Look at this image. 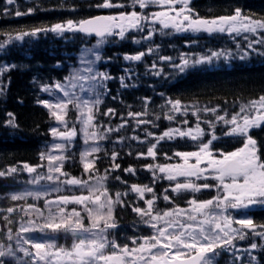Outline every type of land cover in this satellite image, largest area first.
<instances>
[{"label":"snow or ice","instance_id":"1","mask_svg":"<svg viewBox=\"0 0 264 264\" xmlns=\"http://www.w3.org/2000/svg\"><path fill=\"white\" fill-rule=\"evenodd\" d=\"M15 3L16 0H6V5ZM132 3L134 7L138 6L140 9L159 5L162 10L150 14H142L133 10L128 13L121 12L118 15L95 16L79 20L67 19L49 27H35L30 31L19 32L14 37H8V41H24L26 37L35 38L42 34L52 33L63 39L68 33H83L94 35L99 39L92 48L83 50L79 63L85 67H77L62 82H55L41 89L50 94L56 93L51 100H41L39 103L50 111L51 117L58 124L57 127L50 128V134L55 142L46 153L40 154V159L46 160V172L38 171L45 168L44 164L30 165L27 162L11 166L6 171H0V177H6L19 175L22 170L30 176L35 174L29 183L40 185L41 181H45L50 185V188H45L43 191H24L12 194L10 197L12 201L24 200L29 196L40 199L47 196L49 192H59L61 184L68 188L86 190L88 195H59L56 199H46L47 217H44V214L34 205H27L26 214L35 212L45 222L41 224L28 220L22 223L16 233L15 248L9 244L0 250V264H12L13 261H16V264H219V258L224 252H229L233 257L232 264H243V255H238L242 250L236 248L235 240H245L249 236L264 238V225L257 226L250 218L233 220L227 214L229 209L239 210L255 205L264 206V160L258 155L257 141L249 135L250 129L264 126V95H261L258 99L241 104L239 111L233 112L230 118L220 115L216 117L217 121H223L232 126L226 135L245 137L242 147L214 156L209 150L212 142L209 140L202 143L198 151L176 152L174 155L181 157L182 163L145 166L152 172L154 182L157 178V171L164 174L162 178L175 181L174 187L170 190L178 194L181 192L197 193L210 188L208 183L197 184L193 178L207 179L209 172L216 173L212 178L219 181L216 186L218 195L203 201H198L193 197L188 201L190 207L187 209L176 207L162 213L157 210L155 214L153 212L157 197L153 196L145 200L147 208L139 206L132 208L141 221L153 229V235L139 239L133 238L131 243L137 246L131 248L128 244L121 246L117 243L112 231L118 228L114 211L117 206H125L123 197L129 192H116L113 199L105 186V181L108 178V172L120 168V165L115 163L119 153L115 150L111 152L109 159L112 164L110 169L106 170V175L93 176L92 173L96 172L99 154L104 151L101 148V142L108 140L109 133L118 132L120 128L125 127L127 120L113 129L100 124L97 119V115L100 114L101 97L109 91L106 82L113 79L109 73L101 72L94 67L97 61L103 59L100 46L109 38L118 37L123 40L126 38V33L145 31V22L149 26L159 24L163 29L171 28L177 32L204 31L209 34L214 32L240 34L258 33L259 30H264V20L253 19L245 15L240 7H236L230 15L201 18L189 8V0H179V3L183 5L179 9L176 8L177 0H132ZM123 6L113 4L112 0H103L102 4L96 5V7L103 8ZM70 10L76 11L77 9L73 6ZM34 11V8H28L25 12L16 10L14 16L31 15ZM10 14H12L10 9L6 7L4 15ZM153 35L154 30L150 29L147 35L141 37L140 40L150 39ZM140 40L133 37L134 43H139ZM253 43L264 44V36H261L259 40L249 42V49L252 48ZM4 46L0 44V48ZM153 51L155 49L149 48L137 54L125 55L124 59L125 61H141L145 55ZM222 55H224L223 52H212L210 55L192 61L181 56V63L172 66L184 72L192 65L211 63L214 58ZM160 59L171 60V57H160ZM152 68L155 69L156 65L153 64ZM5 70H7L5 67H0V72ZM124 71L125 76L131 78L132 70L125 69ZM155 74L160 75L161 72L157 70ZM125 76L119 79L121 87L127 88L129 85L125 83ZM85 82L88 84L87 88L84 87ZM143 104V111L128 113V117L136 121L137 127L152 123L151 120L143 118L148 115L149 98H143ZM166 105L168 112L165 113V118L170 121L176 118L177 113L188 111L179 99L168 100ZM70 106L78 113L76 121L83 134V142L87 145L80 154L83 171L88 174L86 180L69 177L62 171V165L67 160L66 146L78 135L77 125L74 123L69 127L66 119ZM198 111L193 113L197 115V127L194 130L184 131L174 128L158 137L151 132H146L145 140L132 137L133 140H139L142 144L147 142V137H153L156 140V143L147 147L146 153L138 152L137 157L146 155L155 159L157 146L165 139L172 140L176 137L187 136L193 141L199 140L204 135V130L199 127ZM203 111L215 113L217 108H205ZM102 114L113 116L116 113L114 109H108ZM8 117L5 126L18 127L13 114L8 113ZM183 123L187 124L188 121L184 120ZM60 126L64 130H60ZM123 139L121 137L116 143L123 142ZM212 139L216 137L213 136ZM128 154L131 155V152ZM165 156H167L166 153ZM192 158L195 159V163H190ZM123 171L135 173V169L131 166ZM179 178H184L185 182H179ZM115 179L120 180V177H115ZM220 190H222V195ZM129 191L135 193L138 199L144 200L145 194L152 193L153 188L134 184L130 186ZM168 191L169 189H165V193ZM163 199L170 200L166 194ZM70 204L82 206L89 220L87 227L83 223L84 216L81 215V211H77L75 207L66 211ZM17 210L23 209L9 207L6 211L13 213ZM233 224H238L240 227H233ZM11 231L8 229L9 240L12 239ZM61 231L72 235L74 242L71 249H64L55 243L52 234ZM35 233H40L41 236L37 237ZM257 247L258 244L255 242L250 244L251 250ZM18 252L23 253V257H18Z\"/></svg>","mask_w":264,"mask_h":264},{"label":"trees","instance_id":"2","mask_svg":"<svg viewBox=\"0 0 264 264\" xmlns=\"http://www.w3.org/2000/svg\"><path fill=\"white\" fill-rule=\"evenodd\" d=\"M6 7L12 14L4 15ZM236 7H240L245 15L253 19L264 20V0H191L189 2V8L201 18L230 15ZM28 8V2L25 0H16L14 5H6V0H0V41L22 31L45 27L54 21L49 13L43 12L42 6H39L34 15L14 16L16 10L25 12ZM202 38L206 39L205 36H199L196 41ZM187 41L193 43L191 36L181 35L176 38L175 43L181 45ZM169 43L172 44L171 41ZM226 43H228L227 39ZM2 44L5 46L0 52V67H5L7 70L0 72V171H6L9 167L23 162L30 165H38L42 162L40 154L45 153V147L50 139L52 117L48 109L39 103L46 95L41 89L54 81H63L69 72L67 69H61L63 53L61 48L54 46L55 39L51 35L26 37L22 44L11 41L5 43L3 40ZM208 45L213 48L219 45V42L216 41L214 44V40L211 39ZM208 45L203 42L195 46L196 48L192 46V49L202 51L207 49ZM113 52V56L107 55L113 58V61L109 70L105 72L116 78L115 87L110 81L106 83L109 91L103 96L102 106L105 109L115 110L116 121L117 115L143 111V98H149L147 112L151 117L147 115V119L156 120V124L164 128L168 125L165 118L168 100L179 99L186 105L195 104L203 109L204 106L217 108V111L233 107L228 111L232 112L239 104L264 95V46H261L259 51L246 50L244 60L232 59L230 65L193 67L178 77L174 83L163 81L153 90L149 86L120 87L118 80L123 73L118 57L123 52L116 45ZM59 63L61 64L57 65ZM140 77L154 78L148 75ZM203 109L204 118L214 116V113L209 111L205 113ZM8 113L13 114L18 127L5 126V122L9 119ZM124 120L131 121L129 118ZM212 125L213 132L207 131L201 142L208 140L212 134L216 135L219 139L211 140L213 150L227 152L231 149L232 143L242 142L243 138L240 136L233 138L224 135L222 132L224 128L217 127V122L214 121ZM126 128L129 129L130 126ZM122 131L120 134L129 136L126 129ZM249 135L257 141L259 156L264 160V126L250 129ZM189 144V139L186 137L165 139L157 146V159L164 163L163 160L167 156L188 149ZM72 168L73 166L69 169ZM78 169L77 166L73 168V175L77 174ZM27 177L28 173L22 170L19 175L0 177V238L6 239V236H9L8 229L12 230L10 234L13 238L17 226L24 220L23 210L13 213H8L6 210L9 207L24 208L22 202L12 201L8 192L11 187L18 188L24 184ZM178 200L183 201L185 198ZM27 204L30 202L28 201ZM251 219L255 223L264 224V208L252 211ZM252 264H264V250L258 253L257 260Z\"/></svg>","mask_w":264,"mask_h":264},{"label":"rangeland","instance_id":"3","mask_svg":"<svg viewBox=\"0 0 264 264\" xmlns=\"http://www.w3.org/2000/svg\"><path fill=\"white\" fill-rule=\"evenodd\" d=\"M160 10H162L161 7H160ZM140 13L150 14V13H152V7H148L146 9H143V10L140 11ZM132 32H133V34H137L138 33L137 31H132ZM165 33H167V34H165ZM179 33H181V32H178V33L177 32H173L172 33L171 31L163 30L162 29V31H159L158 33L154 32V35L151 37L150 43H148V44H151L155 37L160 38V41L161 42L171 41L173 39V36L175 34L179 35ZM186 33L191 34L194 37V39H195V41H193V43L191 42L192 43L191 44L192 46H194L195 44H196L195 46H199L200 44H203V42H205L206 45H208L209 42L211 41V39L214 38V35L221 36V37L226 36L228 38V43H223V44H221V45L218 46L219 48H216V49L215 48L210 49L211 47L208 46L207 49H204L202 51H189V50H186L185 49V51H183V52H180V53L177 52L178 54L175 55V56H166L165 55V57H171V60H162V59H160V57H161L160 55H162L164 53L163 45L161 43L160 45H161V48L163 50L161 53H160V49H155V51H153L154 54L147 55L148 57L151 58V64L149 66H146V72H147V74L150 73V74H152L154 76H157V77H162V78H167V79H173L172 77H176V76H178V75H180V74L183 73V72H180L179 70L174 69L173 66H172L173 64H180L181 63V60H180V57L181 56H185L187 59H189L190 61H192L193 59H199L202 56L210 55L212 52H223L224 53V55L219 56L217 58H214L211 61V63H203V64H198V65H192V66H190V67H188L186 69V70H191L193 67H197V66L212 67V66H217L219 64L229 65V62L232 59L238 58V60H244L246 50H251V51H257L258 50L259 51L261 49V46H264V44L253 43L252 48L251 49L248 48L249 42H253L255 40H259L261 38V36H264V30H259L258 33H240V34H236V33L229 34L227 32H223V33H221V32H214V33H211V34H209V33L206 34L207 32L205 33L204 31H200V32L188 31ZM156 34H159V35H156ZM200 34H206L207 35L206 36V39H201V40L196 41V38L195 37L201 36ZM209 35H211V37ZM167 37H169L168 40H166ZM245 37H247V39H245ZM135 38L138 39V40H140L141 36L135 37ZM132 41H133V38H132ZM185 46L189 47V44H185ZM170 48H173V45ZM176 49H181V47L178 46V47H176ZM82 53H83V51H81L79 53L78 58H77V62H76V66H74V68H72L69 71V73L73 72L74 69L77 68V67H81V68L85 67L84 65H81L79 63V58L82 55ZM101 61H97L95 63V65H94V67L97 70L104 72V69L99 67ZM153 64L156 65V68L155 69L152 68V65ZM166 69L170 70V72H171V75L170 76L163 74V72ZM157 70H159L161 72L160 75H156L155 74ZM84 87L85 88L88 87V84L86 82L84 83ZM55 95H56V93H51L50 94V93H47L46 92V98L44 100H51L52 97L55 96ZM258 98H256V99H258ZM246 103H244V104H246ZM240 105L241 104H239L238 107H235L233 109V112L239 111ZM184 106H186L187 109H188L187 113H177L176 114V118L174 120H171V121L167 119L168 120V125H166V129L163 130V131H160L161 128L159 126L157 128H152L151 127V126H153L155 124L154 123V120H151V122H152L151 124H143V125H139L137 127L136 121L129 117V119L131 120L130 121V124L128 125V126H130V129L131 130H134V131L136 129H140V134L142 132L140 138L138 137V134H133V137L135 136V137H138L139 140H145V133L146 132H155L154 130H157L158 131L157 133H153V135L156 136V137H158L159 135L163 134L165 131H167L169 129H174V128H180L181 130H184V131H188L189 129H193L194 130L197 127V115H194L193 113L194 112H197V110H199L198 111L199 127L204 130V135L206 134L205 131H211V132H213L211 129H212V126H213L212 123L214 121L217 122V123L219 122L218 125H217V127H223L224 128L223 131H222L224 133V135H226V133L232 127L230 124H225L223 121H217L216 117H217V115H220V116H227L228 118H230V115L233 112H228L226 110L216 111L214 113V116H209L207 118H204L203 117V114H202V109L203 108H201V106L199 107V106H197L195 104H189V105H184ZM204 108H208V107L204 106ZM166 112H168V109H167ZM207 112L208 111H205V113H207ZM210 113H213V112H210ZM77 115H78V113L76 112V110L73 109L70 106L69 107V112H68V115H67L66 119L68 120V126L69 127H71L74 123L77 125L78 135H77V137H75L66 146L65 155L67 157V160L62 165V171L64 173H67V174L69 172L67 170L63 169V166L66 165V164H68V165L73 164V160L74 159H77L79 162H81V160H80V154L83 151V149L85 147H87V145H85L84 142H83V134H82V132H80V130H79L80 126H79L78 122L76 121ZM125 116H128V114L123 115V117H125ZM143 118L144 119H147V116L146 117H143ZM147 120H150V119H147ZM184 120H187L188 123L187 124H184L183 123ZM57 126H58L57 122L53 119L52 120L51 127H57ZM109 126L111 128H113V129L115 128V127H113L111 125H109ZM125 127H127V125ZM125 127H123V128H125ZM122 129L119 130L118 132H123ZM60 130H64L62 126H60ZM211 132H208V133H211ZM116 134L117 133H113V132L109 133V139L112 142L111 143L112 146H111V150L110 151L114 150L113 149L114 144H117L116 141L120 139L119 137H116L115 139H111V137L113 135H116ZM204 135L201 136L200 139L204 138ZM213 136H215L216 139H219V138H217L216 135L212 134L209 137L208 140H204L203 142H201L200 139L199 140H196V141H193L192 139H190L189 137L186 136V138H188V139L191 140V143H192L191 144L192 145L191 148L192 149H189L188 148V150L183 151V152H195V151H198L199 150V146L202 143L208 142L209 140H213L212 139ZM226 136H229V135H226ZM232 137L233 138H236L238 136H232ZM242 138H243V141H244L245 140V137H242ZM139 140H136V141H139ZM54 142L55 141L53 140V138H52V136L50 134V140H49L48 144L45 147V153L48 151V148ZM104 142L105 141L101 142V148H103ZM155 142H156V140L153 139V137H147V142L146 143L148 145H151L152 143H155ZM242 146H243V143H242L241 147ZM232 147H235V145H232ZM209 150H212V149L209 148ZM172 159L175 160L176 162H179V161H182L183 160L181 157H178V156H174ZM191 160H193L194 163H195V159L194 158H192ZM41 164H44L45 165V168L42 169V170H38V171H45L46 172V160H43ZM168 164H175V163H168ZM34 175L35 174H33V176ZM33 176H30L28 174V177H27L26 182L24 184H22L21 186H19L18 188H16V189H11L8 192V196L11 197L12 194L21 193V192H24V191H43L45 188H50V185L47 182H45V181H41V184L40 185H34V184L29 183V181L31 179H33ZM68 176L69 177H76V176H70L69 174H68ZM93 176H96V175H93ZM208 176L212 178L213 177V173L208 174ZM80 179H85V180L88 179V174H85L84 171H83V176ZM174 185H175V183H172L171 187H174ZM102 190L103 189H101V191ZM81 194L88 195V192L86 190H82V189H78V188H68L65 185L61 184L60 185V191L59 192H49V194L47 196L42 197L40 199H34L33 197L29 196V197H27L24 200H19L24 205L23 206L24 207L23 208L24 220L21 221L20 225L22 223H26L28 220H33L36 223H41V224L45 222V220L43 218L39 217L38 214L35 213V212H31L30 214H26V211L25 210H27V202L28 201L30 202V204L34 205L35 208L39 209L40 212H42L44 214V217H47L48 210L45 207V200L46 199H49V200L56 199L59 195H81ZM220 194L222 195V192ZM73 207H75L77 209V211H81V215L84 216L83 223L87 227L89 225V220L87 219L86 213L82 210V206L70 204V205L67 206L66 211H70ZM253 207H264V206H262V205H255V206H252V207H249V208H253ZM249 208H247V209H249ZM236 211H237V213H235L233 215V217H232L233 220L247 218L246 209H239V210H236ZM57 222H59V220H57ZM20 225L17 226L16 233H17ZM257 226H259V225H257ZM233 227L239 228L240 226L238 224H233ZM113 232H115V231L113 230ZM152 234H153V229L150 228V229L144 230L142 233H140L138 235V237L152 236ZM34 235H36L37 237H40L41 236L40 233H35ZM52 235H54L55 243L58 246H61L63 248H64V241L68 240L69 241V244L68 245H70L71 243L74 242V239H73L72 235L69 234V233H65L63 231L58 232V233H55V234H52ZM15 239H16V234L11 239L10 242H9L8 236H6V239H5V237L4 238H0V240H1L0 241V250H3L4 248H6L9 244H11L15 248ZM245 240H248V239H245ZM7 242H9V243H7ZM256 243L258 245L260 244L261 246H264V238H261V237L258 236V240H257ZM26 247H29L30 248V246H28V245H26ZM244 251L248 255H249V252H250V255L249 256H253L255 250H251L250 249V246H248L247 248H244ZM238 255H241V252L238 253ZM17 256L18 257H23V253H19L18 252L17 253ZM24 259H27V258L24 257ZM12 264H16V261H13Z\"/></svg>","mask_w":264,"mask_h":264},{"label":"flooded vegetation","instance_id":"4","mask_svg":"<svg viewBox=\"0 0 264 264\" xmlns=\"http://www.w3.org/2000/svg\"><path fill=\"white\" fill-rule=\"evenodd\" d=\"M103 0H29V8H34L35 11L39 9V6L42 5V10L45 14H48L51 10H56L57 12V19L59 22H63L67 19H73V20H79L83 18H89V17H95V16H109V15H118L121 12L128 13L133 10L140 13L141 10L138 6L134 7L132 0H112L113 4L117 5H124L123 7H113V8H103V7H96V5L102 4ZM53 6H56L54 9ZM75 7L76 11H71L70 9L72 7ZM149 7H152V12L160 10L159 5H151ZM183 5L179 3V0H177L176 8H182ZM34 11V12H35ZM143 14V13H142ZM147 14V13H146ZM34 15V13H33ZM146 28L143 32H138L137 34H133V32L126 33V38L121 40L118 37L116 38H109L108 41H106L103 45L100 46V52L103 57L102 61L100 62V68H108L112 61L111 57H108L107 55L110 54V56L114 55V47L115 45L122 49L123 56L130 55V54H137L141 51H147L149 48L153 49H160V53L163 51L161 48V41L160 38L155 37L154 40L150 43V39H144L141 40L140 43H134L132 41L133 37H143L147 35L148 30H154V32L158 33L159 31H162V26L159 24H153L148 25L147 22H145ZM173 32H177L174 29H163ZM159 35V34H156ZM176 35V34H175ZM174 35V36H175ZM57 37V36H55ZM59 45L60 47L69 55H71L70 60L77 61L78 54L83 51L86 48H91L93 45H95L96 40L99 39V37H96L94 35H86L83 33H68L66 36L61 39L59 38ZM168 40V39H166ZM174 50H179L174 48ZM183 49H180L178 53L183 52ZM154 52L149 53L148 55H152ZM147 58L148 63H151V58L145 55ZM136 62V61H131ZM139 64V62L137 63ZM137 64L134 66L135 68H138ZM125 65L128 66V68H131L129 65V62H127ZM144 68V67H143ZM115 83V81H114ZM118 83L121 84L120 80H118ZM125 83L133 85H140L145 83L143 80H125ZM123 123V122H122ZM155 132L151 133H157V130H154ZM140 134V132H139ZM142 134V132H141ZM125 147L121 150V152H118L121 156L120 158L117 157L115 163L120 165L119 169H116L115 171H110L107 173V180L105 181V186L107 187L109 194L113 196V199L115 198L116 192H125L128 191L129 194L125 197H123V200L125 201L124 207H119L115 209L121 216L123 212L131 214L135 213L132 211V208L135 206H139L141 208H147V205L145 203V200L153 198V196H156V202H155V209L153 214H155V211H160L161 213L163 211L171 210L173 208L179 207L180 209H187L190 207L188 201L192 199L193 197L196 198L198 201L208 200L212 199L213 197L218 195V190L216 189L213 191L211 188L204 189L197 193H190V192H181L176 193L170 190L172 183H176L175 181H168L167 179L162 178L164 174H160L158 171L156 173V180L153 181V174L151 171L147 170L145 168L146 165H161L158 160L152 159V158H146L143 157H137L138 152H144L146 153L147 147L150 146L147 143H139L137 144H124ZM242 143L236 145L235 147L231 148V151H235L237 148H240ZM129 147H132V149H129ZM137 148V149H136ZM113 151V150H112ZM109 153V156L111 155V152ZM131 152V155L128 153ZM118 155V156H119ZM137 157V158H136ZM107 165L104 169L101 170V175H106V170L110 169V166L112 164V161L108 159ZM182 161L179 162H173L175 164L182 163ZM190 163H194L193 160H190ZM129 166L133 167L135 169V173H128L123 171L124 169L128 168ZM204 166V165H202ZM98 171V170H97ZM213 173V172H209ZM216 175V173H213V176ZM115 177H120V180L115 179ZM81 178V176H79ZM194 182L197 184H203L209 182V176L207 179H200L196 180L193 178ZM179 181L181 183L185 182L184 178H179ZM215 182H219L217 180H214ZM126 182V183H125ZM140 185V186H149L153 188L152 193H146L144 200L138 199L137 195L135 193H132L129 191L131 185ZM165 189H169L167 193H165ZM222 190H220V193ZM168 195L170 200H164L163 196ZM183 197L185 200L182 201V203L177 202V198ZM237 213L234 209H229L228 215L232 218L233 215ZM138 217V223L136 227L137 235L130 238V241L124 239L123 236L116 238L117 243H119L121 246L123 244H128L129 247H135L137 245H133L131 243V240L133 238H143L138 237L140 233H142L146 229H150L151 227L144 224L140 217ZM147 219V217L145 218ZM153 235V234H152ZM144 237H151V236H144ZM73 245V243H72ZM71 245V247H72ZM70 247V249H71ZM108 254V253H106Z\"/></svg>","mask_w":264,"mask_h":264}]
</instances>
